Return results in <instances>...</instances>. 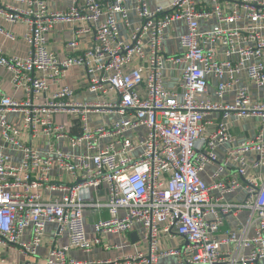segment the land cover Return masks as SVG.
I'll return each mask as SVG.
<instances>
[{"label":"built area","instance_id":"obj_1","mask_svg":"<svg viewBox=\"0 0 264 264\" xmlns=\"http://www.w3.org/2000/svg\"><path fill=\"white\" fill-rule=\"evenodd\" d=\"M166 1L72 0L65 11H52L50 0L0 1L3 19L26 24L22 38L30 46L25 57L0 50V66L24 89L22 99L0 95V262L3 249L38 256L53 225L69 243L50 244L44 261L21 264H171L165 257L174 264H264V177H248L250 167H264V129L237 142L229 121L264 122V94L251 87L264 92V0ZM62 19L88 23L92 45L64 57L49 50ZM178 21L187 29L176 36L181 52L170 54L164 43ZM0 34L18 38L1 26ZM75 65L85 67L95 102L77 101L76 90L61 83ZM11 112L21 114V126L8 119ZM59 112L73 115L76 133L56 122ZM91 113L116 116L92 126ZM24 137L48 146L34 149ZM225 144L206 182L201 173ZM240 189L244 199L229 198ZM243 210L256 214L253 234L226 225ZM133 231L140 237L134 244ZM103 235L120 244H104ZM172 236L183 243L165 247ZM97 246L135 250L95 261L70 254Z\"/></svg>","mask_w":264,"mask_h":264},{"label":"crops","instance_id":"obj_2","mask_svg":"<svg viewBox=\"0 0 264 264\" xmlns=\"http://www.w3.org/2000/svg\"><path fill=\"white\" fill-rule=\"evenodd\" d=\"M3 3L12 2L13 0H0ZM72 0H50V9L52 11H65L68 10L71 6ZM151 3L155 5L156 3H160L165 5L167 3L166 0H151ZM131 19L135 24L137 22V17L134 12L131 13ZM216 19H203L201 21L202 28H209L215 24ZM0 26L5 30L15 34L18 36L16 40H12L6 35L0 34V50L8 56L18 55L25 57L29 50V44L22 38V35L26 31L25 23H10L7 22L0 16ZM121 33L125 36L127 30L120 23ZM187 29L186 23L183 21H178L174 23L168 30V39L164 43V48L167 53L175 54L181 52V47L179 45L176 36L178 33L184 32ZM94 38V29L89 26L88 23H81L79 21H70V20H59L54 28L51 30L48 39V49L56 53L60 57H64L67 54H78L85 51L89 48L93 43ZM76 41V45H72V43ZM63 85L70 86L76 90L75 98L77 101H93L95 102L98 99V94L95 92H91L89 90V79L86 72L85 67L75 65L69 69L66 76L62 79L61 82ZM215 85V80L211 81L210 90L213 91V86ZM252 89L255 93L263 91H259L255 87L254 84H251ZM54 90V89H52ZM8 94L11 97L16 99H22L24 97V89L22 87H17L12 83V74L10 71L0 66V95ZM111 98H115L114 95H110ZM115 114H99V113H91L90 115V123L92 126L101 125L103 122L110 121ZM220 113H210L208 115L209 118H218ZM8 119L21 126V114L18 112H11L8 114ZM55 120L57 123H62L67 125V127L71 130L72 133H76L75 128L72 126L73 115L66 113H56ZM230 125L234 135L237 137V142L254 137L257 132L261 129H264V122L261 119L253 118V119H245L238 120L235 117L230 118ZM25 138V137H24ZM28 144H30L34 149L45 150L48 146V141L43 139H30L25 138ZM0 144L3 145L2 139L0 137ZM62 145H64V141H62ZM65 146V145H64ZM229 146V144L222 145L218 149V158L219 161L216 163L208 164L205 170L201 173V177L206 182H211L212 175L215 172L219 162L223 160L225 156V150ZM8 152H11L9 147H5ZM14 156H18L17 152H13ZM233 175L236 174V167L230 165L229 170ZM252 175H261L264 177V167L260 169H254L250 167L248 170V177ZM245 180V178H242ZM246 197V193L243 189H240L235 195H230V199H244ZM255 219L256 214L251 213L250 210H243L238 215H229L226 221V225L238 232L242 233L245 228L249 229V233L253 234L255 228ZM87 229L91 234L93 232L92 224L90 220L87 221ZM57 232V228L53 225H50L48 228V232L45 236V244L41 247L39 255L36 257H30L24 255L18 248L11 249H3L2 255L4 257V261L0 262V264H21L27 263L31 260L44 261V258L47 256L49 245L55 243L56 245H63L69 243V238L67 232H63L61 236H57L55 233ZM136 232V231H133ZM132 233V232H131ZM130 233V240H131ZM30 237V233H26L24 239ZM181 238L177 236L165 237L164 238V246H174L173 241H177L175 246L178 245V242ZM102 240L104 244L118 243L120 244V239L118 237H113L109 235H103ZM132 242V240H131ZM133 243V242H132ZM134 244V243H133ZM135 250L134 247H118L110 250H105L103 247L97 246L94 247L89 252H83L78 249H73L71 251V256L75 257L77 260L86 261V260H104V259H115L119 255L124 253H131ZM163 262H169L174 264L176 262L175 257H165Z\"/></svg>","mask_w":264,"mask_h":264},{"label":"water","instance_id":"obj_3","mask_svg":"<svg viewBox=\"0 0 264 264\" xmlns=\"http://www.w3.org/2000/svg\"><path fill=\"white\" fill-rule=\"evenodd\" d=\"M131 240H132L133 243H136V242H138L140 240V237H139L137 232H132L131 233Z\"/></svg>","mask_w":264,"mask_h":264},{"label":"rangeland","instance_id":"obj_4","mask_svg":"<svg viewBox=\"0 0 264 264\" xmlns=\"http://www.w3.org/2000/svg\"><path fill=\"white\" fill-rule=\"evenodd\" d=\"M178 238H180V237H178ZM177 241H173V245L175 246V243H176ZM181 243H183V240L182 239H180V241L178 242V245H180Z\"/></svg>","mask_w":264,"mask_h":264}]
</instances>
